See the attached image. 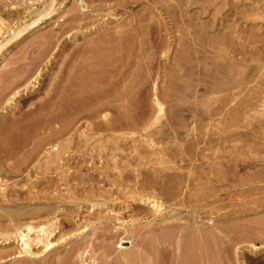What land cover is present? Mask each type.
I'll return each instance as SVG.
<instances>
[{
  "label": "rangeland",
  "instance_id": "obj_1",
  "mask_svg": "<svg viewBox=\"0 0 264 264\" xmlns=\"http://www.w3.org/2000/svg\"><path fill=\"white\" fill-rule=\"evenodd\" d=\"M35 208L57 218L36 257L14 236ZM252 242L264 0H0V264H238Z\"/></svg>",
  "mask_w": 264,
  "mask_h": 264
},
{
  "label": "bare ground",
  "instance_id": "obj_2",
  "mask_svg": "<svg viewBox=\"0 0 264 264\" xmlns=\"http://www.w3.org/2000/svg\"><path fill=\"white\" fill-rule=\"evenodd\" d=\"M41 77H42V74L39 73L37 75V77L30 83V85H33L34 82L36 83V82L40 81ZM25 90L28 91L29 88L27 87ZM21 94H22L21 90L16 91V93L13 95V98L11 100H14L16 97L21 96ZM163 114H164V108L162 105H160V111H159V115H158V118L156 119V121H158L162 117ZM152 205H153L154 209H156V210H158L160 208V205L155 201L152 202ZM36 209L37 208H35V210L31 212V216H30L31 218H29L31 220V223L26 224L25 226L21 225V226L16 227L15 233H14L15 238L21 239L24 242V244L27 248L25 250V253L32 255V256H35V257L38 255H42L47 250H49L51 247L56 245V242L54 240H52L51 237L55 234V229H53L54 220L55 219L57 220L56 213H52L50 215H53L54 218L43 219L40 222H36V220L43 218V216H42L43 214L40 211H37ZM35 222H36V224H35ZM210 223L212 224V221ZM30 232L36 233L38 238L43 240L41 242L44 243V248L40 252L35 253V254L31 253V247H32L31 243H33V242L31 239ZM46 234H48V235L46 236ZM65 239H66L65 237L62 238V240H65ZM62 240H59V241H62ZM126 243H129V242L128 241H122L120 247L124 248ZM246 250H249L252 253L257 254L259 252L264 251V245L261 243L252 242V243H249L248 246H242V247L238 246L237 247L238 264H245L244 259H243V254Z\"/></svg>",
  "mask_w": 264,
  "mask_h": 264
}]
</instances>
